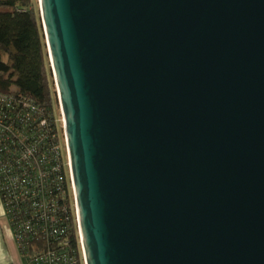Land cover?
Wrapping results in <instances>:
<instances>
[{
    "label": "water",
    "instance_id": "water-1",
    "mask_svg": "<svg viewBox=\"0 0 264 264\" xmlns=\"http://www.w3.org/2000/svg\"><path fill=\"white\" fill-rule=\"evenodd\" d=\"M86 264H264V0H39Z\"/></svg>",
    "mask_w": 264,
    "mask_h": 264
},
{
    "label": "built area",
    "instance_id": "built-area-1",
    "mask_svg": "<svg viewBox=\"0 0 264 264\" xmlns=\"http://www.w3.org/2000/svg\"><path fill=\"white\" fill-rule=\"evenodd\" d=\"M22 106L23 115L0 111V198L14 239L25 264H80L70 241L68 202L84 260L65 120L63 142L57 118L59 133L43 107L33 100Z\"/></svg>",
    "mask_w": 264,
    "mask_h": 264
},
{
    "label": "trees",
    "instance_id": "trees-1",
    "mask_svg": "<svg viewBox=\"0 0 264 264\" xmlns=\"http://www.w3.org/2000/svg\"><path fill=\"white\" fill-rule=\"evenodd\" d=\"M0 98L14 100L11 106L0 100L1 115L7 117L19 111L23 115L22 103L33 100L50 113L53 129L59 131L54 75L35 0H0ZM67 207L71 245L79 254L80 264H84L74 208L70 202Z\"/></svg>",
    "mask_w": 264,
    "mask_h": 264
},
{
    "label": "crops",
    "instance_id": "crops-1",
    "mask_svg": "<svg viewBox=\"0 0 264 264\" xmlns=\"http://www.w3.org/2000/svg\"><path fill=\"white\" fill-rule=\"evenodd\" d=\"M0 264H25L0 198Z\"/></svg>",
    "mask_w": 264,
    "mask_h": 264
},
{
    "label": "rangeland",
    "instance_id": "rangeland-1",
    "mask_svg": "<svg viewBox=\"0 0 264 264\" xmlns=\"http://www.w3.org/2000/svg\"><path fill=\"white\" fill-rule=\"evenodd\" d=\"M36 4H38V9H39V13H40V4H39V0H35ZM48 56H49V52H48ZM50 60V59H49ZM52 69V67H51ZM53 74V71H52ZM54 75V74H53ZM54 85H55V97L57 98L58 101L57 102V106H56V118L57 121L60 124V128H61V136H62V141L64 142V132H63V125H64V120H63V115H62V109H61V105H60V99L58 97V93H57V85L55 84V79H54Z\"/></svg>",
    "mask_w": 264,
    "mask_h": 264
}]
</instances>
